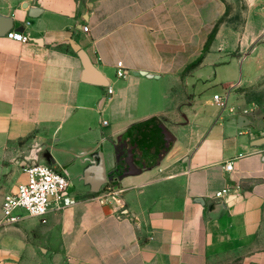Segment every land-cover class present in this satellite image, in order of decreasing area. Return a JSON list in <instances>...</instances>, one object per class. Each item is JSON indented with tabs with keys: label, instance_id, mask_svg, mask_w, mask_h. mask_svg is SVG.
Instances as JSON below:
<instances>
[{
	"label": "crops",
	"instance_id": "crops-1",
	"mask_svg": "<svg viewBox=\"0 0 264 264\" xmlns=\"http://www.w3.org/2000/svg\"><path fill=\"white\" fill-rule=\"evenodd\" d=\"M261 1H248L240 29L223 21L225 0H21L0 11L29 38L0 36V207L32 161L63 171L76 199L0 228V264H264V112L238 95L264 87L249 70L264 58V25L247 35ZM71 43L106 87L84 82ZM227 54L245 67L237 81L212 70ZM216 85L224 93L206 96ZM240 115L256 125L240 127ZM109 184L121 206L100 203Z\"/></svg>",
	"mask_w": 264,
	"mask_h": 264
},
{
	"label": "built area",
	"instance_id": "built-area-1",
	"mask_svg": "<svg viewBox=\"0 0 264 264\" xmlns=\"http://www.w3.org/2000/svg\"><path fill=\"white\" fill-rule=\"evenodd\" d=\"M84 30L87 28L84 27ZM5 36L19 43L29 41L28 36L15 31H9ZM115 75L119 78L125 77L121 62L117 63ZM107 93H111L110 88ZM214 100L219 102V96H214ZM224 168L231 170V165L225 164ZM23 173L25 180L17 185L16 191L3 197L0 228L14 226L24 217L42 219L51 208L62 210L76 203L74 195L68 191L69 181L63 171L32 161L23 166ZM228 191V188H224L217 192L215 197L220 198ZM98 199L102 204L121 206V190L114 184H109L102 190Z\"/></svg>",
	"mask_w": 264,
	"mask_h": 264
},
{
	"label": "rangeland",
	"instance_id": "rangeland-1",
	"mask_svg": "<svg viewBox=\"0 0 264 264\" xmlns=\"http://www.w3.org/2000/svg\"><path fill=\"white\" fill-rule=\"evenodd\" d=\"M21 0H0V11L7 9L10 5L17 4ZM226 2V13L223 16V21L233 25L236 29H240L243 25L245 18L248 12V0H225ZM85 5V1L83 2ZM251 18L249 16L247 35L257 34L258 30L262 28L264 25V1L257 3L256 7H254L251 11ZM216 65L213 66L214 72L216 73V79L219 81L221 79H235L238 80V77L241 73V70H245V67L242 68L237 60L236 54H227L221 56L218 59V62H215ZM258 63V64H257ZM264 58L262 57L258 62H253V65L249 70L258 71L259 76L264 74ZM263 70V71H262ZM238 95L240 96L242 93L252 101L259 103L260 108L264 112V87L263 89H257L253 86L250 88H241L238 89ZM241 90V91H240ZM208 94L206 96H211L213 93L223 94L225 90H221L219 85L213 86L208 90ZM24 217L18 224L21 226ZM16 224V225H18ZM14 225V226H16ZM23 228V227H22Z\"/></svg>",
	"mask_w": 264,
	"mask_h": 264
},
{
	"label": "water",
	"instance_id": "water-1",
	"mask_svg": "<svg viewBox=\"0 0 264 264\" xmlns=\"http://www.w3.org/2000/svg\"><path fill=\"white\" fill-rule=\"evenodd\" d=\"M249 2H253L254 0H248ZM41 13V10L38 8H30L28 15L29 17H37ZM13 22L10 17H5L0 15V36H5L9 31L12 30ZM15 32H19V30L15 29ZM73 50L77 53L79 59L81 60L83 66V80L87 84L95 85L98 87H106L107 81L102 76V74L93 66L88 55L76 44L71 43ZM238 123L240 127L256 125L245 117L240 115L238 117ZM258 142L264 144V137L260 139ZM260 143V144H261ZM165 151V150H164ZM134 172H138L141 169L136 171L135 166L133 167Z\"/></svg>",
	"mask_w": 264,
	"mask_h": 264
},
{
	"label": "trees",
	"instance_id": "trees-1",
	"mask_svg": "<svg viewBox=\"0 0 264 264\" xmlns=\"http://www.w3.org/2000/svg\"><path fill=\"white\" fill-rule=\"evenodd\" d=\"M216 29H217V28L215 27L214 30H213V33L211 34L210 39H212V37L214 36V33H215Z\"/></svg>",
	"mask_w": 264,
	"mask_h": 264
}]
</instances>
